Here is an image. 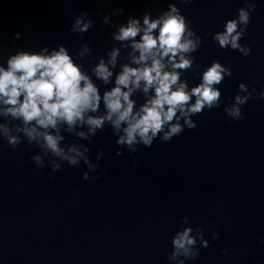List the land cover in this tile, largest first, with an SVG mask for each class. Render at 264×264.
I'll use <instances>...</instances> for the list:
<instances>
[{
  "label": "clouds",
  "instance_id": "1",
  "mask_svg": "<svg viewBox=\"0 0 264 264\" xmlns=\"http://www.w3.org/2000/svg\"><path fill=\"white\" fill-rule=\"evenodd\" d=\"M178 3L187 5L191 0ZM245 5L212 39L221 49L248 56L251 48L240 41L256 11V0H245ZM122 12L113 9L103 14L102 22L113 29L114 42L104 56H92L90 42L82 40L75 59L68 47L59 44L39 51L17 50L8 56L6 66L0 63V139L12 149L25 142L35 145L39 151L31 159L38 168L50 166L56 172L64 163L71 167L83 163L88 170L82 179H98L92 173L99 169L104 153L98 152L93 163L89 147L80 141H90L108 126L119 146L116 155H123V149L131 154L139 146L150 148L156 140L168 142L186 128H196L193 116L220 107L222 92L217 86L232 76V70L213 61L198 73V84L190 87L182 79L185 72L199 67L193 53L203 41L177 2H170L155 17L145 11L141 17L128 16L114 23L111 17ZM94 27L88 12L82 11L69 31L83 35ZM20 38L19 32L14 34V40ZM86 58L92 63L90 73L83 63ZM97 81L111 87L101 92ZM238 89L232 102L224 105L226 116L233 121L243 119L242 107L255 91L244 83ZM137 94L143 97L142 103L134 99ZM259 95L264 99V91ZM63 133L74 140L67 142ZM180 222L186 226L172 237L169 264H185L199 256L200 248L209 246L202 227L194 230L187 216ZM218 236L213 233L214 238Z\"/></svg>",
  "mask_w": 264,
  "mask_h": 264
}]
</instances>
